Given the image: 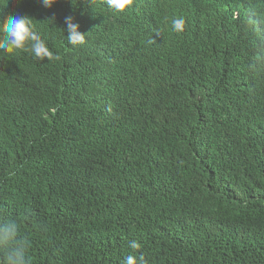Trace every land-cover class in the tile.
<instances>
[{"label": "trees", "instance_id": "16d2710c", "mask_svg": "<svg viewBox=\"0 0 264 264\" xmlns=\"http://www.w3.org/2000/svg\"><path fill=\"white\" fill-rule=\"evenodd\" d=\"M149 1L0 0L51 53L0 51V222L29 264H264V0Z\"/></svg>", "mask_w": 264, "mask_h": 264}, {"label": "clouds", "instance_id": "9594fccd", "mask_svg": "<svg viewBox=\"0 0 264 264\" xmlns=\"http://www.w3.org/2000/svg\"><path fill=\"white\" fill-rule=\"evenodd\" d=\"M75 1V0H67ZM145 10L149 20L154 17V10L149 0H143ZM107 6L117 12L122 13L129 9L134 0H106ZM43 6L52 7L57 0H42ZM92 0H90V4ZM33 19L24 15H8L0 22V51L8 54H15L20 51H30L37 59L50 58L51 53L44 39L34 30ZM66 25V40L69 46H82L86 42V35L80 31V26L75 22L73 16L64 18ZM185 21L181 18L172 20L174 31L181 32L184 29ZM212 59L220 56L212 55ZM20 225L15 219H8L0 222V250L4 255L0 258V264H29L26 255V243L19 238ZM132 249H137L139 244L136 241L130 242ZM124 264H145L144 258L139 261L133 255L126 257Z\"/></svg>", "mask_w": 264, "mask_h": 264}]
</instances>
